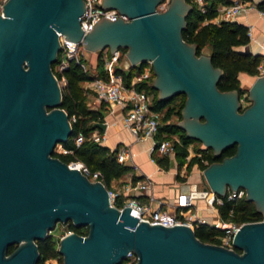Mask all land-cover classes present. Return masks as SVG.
<instances>
[{
  "label": "water",
  "instance_id": "water-1",
  "mask_svg": "<svg viewBox=\"0 0 264 264\" xmlns=\"http://www.w3.org/2000/svg\"><path fill=\"white\" fill-rule=\"evenodd\" d=\"M103 0L128 18L102 15L84 31V0H4L0 11V264H37L38 239L57 221L87 225L59 240L63 264H264V219L242 222L232 246L201 240L186 223H151L116 206L101 179L52 154L72 124L61 107L62 86L52 69L61 48L58 32L85 48L126 47L131 64L150 61L161 98L185 93L178 125L219 154H233L202 169L205 185L224 195L230 187L264 213V74L252 81L250 104L241 106L238 89L221 90L223 69L210 53H196L182 29L188 0ZM246 49L250 46L246 45ZM95 121L94 126L106 128ZM10 245H15L8 250ZM240 249V250H237Z\"/></svg>",
  "mask_w": 264,
  "mask_h": 264
},
{
  "label": "trees",
  "instance_id": "trees-1",
  "mask_svg": "<svg viewBox=\"0 0 264 264\" xmlns=\"http://www.w3.org/2000/svg\"><path fill=\"white\" fill-rule=\"evenodd\" d=\"M192 7L186 15V25L182 29L183 38L196 45V53H202L203 47L210 46L211 60L214 66H219L223 69L217 86L221 90H228L236 88L239 92L242 88L239 85L238 74L244 71L251 75H256L257 64L262 58L260 52H253L249 45L250 38L247 33L248 26L237 20H220L214 21L213 17L217 13V3L231 2L232 0H211L207 3L205 10H201L194 0H188ZM257 7L264 10V0L257 2ZM243 47L244 49H241ZM109 53V49H106ZM104 49L99 51L97 59V73L105 76L104 69ZM61 59L59 51L56 60L52 63V69L57 77L65 78V83L62 86V100L60 106L65 108L68 112L72 131L65 141H58L53 149L52 154L58 156L66 162L73 160L82 161L88 168V176L96 171H99L97 179H101L105 185L110 188V183L113 178H120L121 176L132 172L134 178L142 175L133 173L132 165L121 161L117 157V147L111 148L97 140L88 138L89 133L97 128L94 126L95 121H102L104 119L103 112L100 109L88 107L84 100V95L80 88L79 82L91 79L94 74H90L83 69L79 62L70 59L68 65L63 68H58V63ZM145 61L138 64H130L127 68L117 66L116 71L122 74L123 82L126 86L131 85V80L134 75L144 71ZM153 71V68H150ZM137 89H144L152 94L151 107L161 112L165 109V113L160 116L159 133H177L180 136L181 142L176 144L175 160L176 167L181 168L186 164L196 162L201 169L207 164L215 160H221L224 156L233 154L236 150V145H231L225 148L221 153H214L211 147L199 150L200 155H194L190 159H186L189 153L188 145L193 140V137L182 129L177 121H169L171 114L174 112L179 119L182 118L181 109L185 103L182 101L178 109L174 111L172 106H169V98H161L158 95V89L154 87L150 76H146L134 83ZM185 94V93H184ZM186 95V94H185ZM82 131L85 138L77 144L75 141L76 135ZM62 147L67 151L63 152ZM156 161L164 168L169 167V157L152 153ZM179 170H177V178L179 177ZM221 201H215V206L218 210L219 216L224 221H234L240 224L244 221H251L261 218L262 214L257 210L254 201L248 199L246 194L238 197L229 198L227 195H220ZM123 195H117L113 203L120 207L123 204ZM70 230L85 234L88 231L87 225L76 226L71 220L66 221ZM85 227V230H82ZM195 234L203 241L219 243V235L222 234L223 229L220 226H215L207 222H199L194 226ZM40 258L37 264H45L44 259L54 256L58 253L53 238L48 234L43 239L37 240ZM13 245H10V251ZM240 250V249H237ZM60 253V252H59ZM63 264V263H62Z\"/></svg>",
  "mask_w": 264,
  "mask_h": 264
},
{
  "label": "built area",
  "instance_id": "built-area-1",
  "mask_svg": "<svg viewBox=\"0 0 264 264\" xmlns=\"http://www.w3.org/2000/svg\"><path fill=\"white\" fill-rule=\"evenodd\" d=\"M4 0H0V11L2 9V3ZM168 1V0H167ZM198 4L201 10H205L208 0H194ZM85 9L80 15V24L84 31L92 28L93 23L102 15H106L112 19L119 16L127 19L128 16L119 11L115 7L103 6V0H84ZM164 2L160 3V7L164 5ZM162 4V5H161ZM256 6L255 0H232L231 2H222L216 6V15L214 21L220 20H236L239 14L247 11L248 8ZM261 13L264 10L260 9ZM247 33L250 39H253L252 25L248 26ZM60 39V53L61 59L58 63V68H65L70 59H74L80 63L83 69L86 71V63L82 56H84V49L82 44L78 41L66 38L63 33L58 32ZM260 53L262 58L258 62L256 68L257 72L255 76L264 74V39L259 43ZM119 50L111 52L110 57L104 56V69L106 71L105 76H101L98 73L89 79L92 83L96 99L111 104H117L122 108V121L128 127L130 133L137 139H149L150 140V152H154L158 155L173 156L175 154L176 144L181 142L180 136L177 133H159L160 126V112L151 107L152 94L148 93L144 89H137L134 83L149 75V70L137 74L136 80H131V85L126 86L123 82L122 74L116 71L118 65L114 64L119 57ZM149 62V68L152 67ZM131 63L128 62L127 67ZM123 67V65L119 66ZM97 128L93 129L88 138L99 141V138H105L104 133L100 132ZM100 136V137H99ZM85 135L80 131L75 141L79 144ZM100 142V141H99ZM63 152L67 149L62 147ZM117 157L119 160H126L129 155V148L127 144H120L117 146ZM190 154L186 156L188 159ZM79 168L88 175L89 171L87 166L81 162ZM184 168L179 172L182 174ZM177 173V171H176ZM99 171L94 172L92 175L97 179ZM122 182V195L123 205L131 206V213L137 215L140 219H146L151 223H162L165 225H172L175 223H186L193 228L199 222H207L220 226L223 229L221 235H219V243L232 246V238L234 232L241 224H237L234 221H224L219 217L217 219L210 220L209 215L206 213H199L196 209L197 199L204 201V209L206 211H216L215 201H221V196L208 188L203 196H197L192 194V189L178 191L174 199L171 202H163L159 197L157 198L153 192V178L146 174L133 177L132 172H129L119 178ZM197 188V187H194ZM199 189H202L199 188ZM111 201L113 203L114 198L119 195L112 189H109ZM245 193L243 187H239L237 190L228 187L226 193L229 198L238 197ZM120 206V207H122ZM194 206V208H192ZM218 211V210H217ZM259 219H264V213ZM71 231V230H69ZM68 231V232H69ZM67 233V232H66ZM132 257V258H131ZM135 253L130 251L126 257V262H132L136 260Z\"/></svg>",
  "mask_w": 264,
  "mask_h": 264
},
{
  "label": "crops",
  "instance_id": "crops-1",
  "mask_svg": "<svg viewBox=\"0 0 264 264\" xmlns=\"http://www.w3.org/2000/svg\"><path fill=\"white\" fill-rule=\"evenodd\" d=\"M210 1L208 0L207 2L209 3ZM258 1L255 0L256 4ZM220 3L222 1H219L217 5ZM213 19H215V16ZM236 20L247 26L252 25L253 39H250L249 46L253 52H259V43L264 39V13H261L260 8L256 5L248 8L246 12L239 14ZM93 108L100 109L103 112V120L107 123L105 129L97 127L105 135L104 141L101 143L111 148H115L123 143L127 144L130 155L124 162L132 165L133 173L136 175L148 174L153 178L152 192L157 198L159 197L163 202H171L178 191L196 187L191 183L174 177L176 172L174 155L169 156L168 168H164L153 158L149 149L150 140L137 139L130 133L128 127L122 121V108L119 105L96 100ZM172 161L175 164L173 169L170 168ZM196 207L199 213H205L206 210L204 209V201L202 199H197Z\"/></svg>",
  "mask_w": 264,
  "mask_h": 264
},
{
  "label": "rangeland",
  "instance_id": "rangeland-1",
  "mask_svg": "<svg viewBox=\"0 0 264 264\" xmlns=\"http://www.w3.org/2000/svg\"><path fill=\"white\" fill-rule=\"evenodd\" d=\"M167 0H165L164 5H162V8L160 7V5L158 6V9H164L167 6ZM83 49H84V56H82L84 62L86 63V71L90 74H94L97 73L98 68H97V59H98V55L99 52L97 50H90L85 48L82 45ZM241 49H244L243 47H240ZM108 48H105V52H103V55L106 57H110V53L106 50ZM210 46L206 45L205 47H203L202 49V53H210ZM119 52V57L117 58V61H114V64L116 65H123L124 68H127L129 59L126 55V51L127 48L126 47H119L118 48ZM146 64L144 65V70H149V76L152 80H154L155 74L154 71H151V69L149 68V62L145 61ZM137 75H134L132 77V80H136ZM239 77V85L242 88V91L240 92V102H241V106L245 107L248 104H250L251 99L249 98V92L248 89L252 83V81L254 80V78L256 76L248 74L244 71L239 72L238 74ZM59 79V78H58ZM59 82L61 84V86L64 85L65 83V78L62 77L59 79ZM80 88L82 90V93L84 95V100L85 103L88 107H93L95 105V101L96 96H95V92L94 89L92 88V83H90V81L86 80V81H80L79 82ZM159 93V91H158ZM186 99V95L184 93H178L175 96H173L171 98V100L169 101V106H172L174 111L176 109L179 108V106L181 105L182 101ZM165 109H162V111L160 112V116H162L165 113ZM179 117L176 113H172L169 121H179ZM97 134L100 135V131H97ZM100 137V136H99ZM100 142H103L104 139L103 138H99ZM206 146L202 143V141H200L198 138L193 137V140L190 142V144L188 145V150H189V158L191 161V157L194 155H200L199 150L201 149H205ZM187 159V160H188ZM82 161L80 160H73L70 161L69 164L73 165V166H80ZM175 167L174 161H172L170 163V168L173 169ZM182 168H184L182 174H179V177L177 178L176 176V172H175V178L182 180V181H186L188 183H191L193 185H195L198 189L203 187L205 185V181L202 179V169L199 167V165L194 162L189 164V166H186V164L184 166H182L181 168H179L178 166L176 167V171H178V173L182 170ZM181 173V172H180ZM91 179H96L93 175L90 176ZM122 182L119 178H113L111 180L110 183V188L114 191L117 192L119 195L122 196ZM123 199V197H122ZM192 208H194V206H192ZM208 214L210 217V220L213 219H217V217H219V213L218 211H205V214ZM70 229L67 226L66 222H62V221H57L55 223V226L50 230L49 235L53 238L56 248L58 249L59 247V240L60 238L66 233L68 232ZM82 230H85V227H82ZM132 258V257H131ZM45 264H62L63 263V255L61 253H56L54 256L49 257V258H45L44 260ZM135 260H133L132 262H126V260H123L121 264H132Z\"/></svg>",
  "mask_w": 264,
  "mask_h": 264
},
{
  "label": "flooded vegetation",
  "instance_id": "flooded-vegetation-1",
  "mask_svg": "<svg viewBox=\"0 0 264 264\" xmlns=\"http://www.w3.org/2000/svg\"><path fill=\"white\" fill-rule=\"evenodd\" d=\"M233 145H234V144H233ZM235 145H236V144H235ZM14 246H15V245H13V248H14ZM13 248H12V249H13ZM12 249H11V250H12Z\"/></svg>",
  "mask_w": 264,
  "mask_h": 264
}]
</instances>
